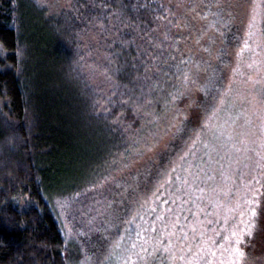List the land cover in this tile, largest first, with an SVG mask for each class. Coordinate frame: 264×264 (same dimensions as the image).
Here are the masks:
<instances>
[{"label":"trees","instance_id":"16d2710c","mask_svg":"<svg viewBox=\"0 0 264 264\" xmlns=\"http://www.w3.org/2000/svg\"><path fill=\"white\" fill-rule=\"evenodd\" d=\"M254 1L0 0V264L97 263L144 230Z\"/></svg>","mask_w":264,"mask_h":264},{"label":"rangeland","instance_id":"374dc122","mask_svg":"<svg viewBox=\"0 0 264 264\" xmlns=\"http://www.w3.org/2000/svg\"><path fill=\"white\" fill-rule=\"evenodd\" d=\"M247 10L249 47L243 43L237 54L223 104L218 102L216 114L211 111L201 120L163 184L160 196L165 197L158 201L156 217H146L141 232L133 216L107 248L90 254L101 261L92 264H232L233 247L245 253L236 264H263L264 0H255ZM248 221L254 225L252 234L242 235L237 245L233 233L242 232ZM100 249H106L103 258Z\"/></svg>","mask_w":264,"mask_h":264},{"label":"snow or ice","instance_id":"6c2138e0","mask_svg":"<svg viewBox=\"0 0 264 264\" xmlns=\"http://www.w3.org/2000/svg\"><path fill=\"white\" fill-rule=\"evenodd\" d=\"M252 36V33H251V31L249 32V37H251ZM244 47L245 48H248L249 47V44H248V41L246 40L245 42H244ZM249 67H252V65L250 64L249 65ZM239 71H240V69H239V67H237L236 69H235V72L236 73H239ZM210 83H213V82H211L210 81ZM207 87V86H206ZM228 91H231V88H229L228 89ZM225 95H227V92H225ZM218 100H219V103L222 105L223 104V98H218ZM219 109L218 108H213V112H212V115L214 116L215 114H216V112L218 111ZM174 127H175V125H174ZM205 127H210V125L206 122V124H205ZM183 129H181V128H177V132H180V131H182ZM196 139L198 140L199 139V136H197L196 137ZM229 139H231V137L229 136ZM262 159H264V157H261ZM167 174V171H165V175ZM232 209H230V211H231ZM249 211H250V213L254 216L255 215V213L252 211V209H249ZM254 227V225L252 224V222L251 221H248L247 223H246V226H245V228H244V230L242 231V232H240V233H233V235H235L236 237H237V239H236V244L238 245L239 243H240V237L242 236V235H244V234H247V235H251L252 234V228ZM137 236L139 237V233H137ZM145 243H147V241H145ZM132 247L133 248H136L137 246L135 245V244H133L132 245ZM140 251L141 252H146L147 251V249L143 246V245H141L140 246ZM166 251H167V249H166ZM201 251H203V249H201ZM134 255H138V253H133ZM230 255H232L235 259L232 261V264H236V261L237 260H239V259H241V258H243L244 256H245V253L239 248V247H233V248H231V250H230ZM197 257H199V253H197ZM194 259H196V257H194Z\"/></svg>","mask_w":264,"mask_h":264}]
</instances>
